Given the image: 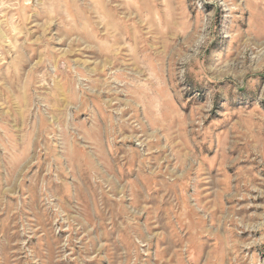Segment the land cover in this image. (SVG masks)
<instances>
[{"label": "rangeland", "instance_id": "rangeland-1", "mask_svg": "<svg viewBox=\"0 0 264 264\" xmlns=\"http://www.w3.org/2000/svg\"><path fill=\"white\" fill-rule=\"evenodd\" d=\"M0 264H264V0H0Z\"/></svg>", "mask_w": 264, "mask_h": 264}]
</instances>
